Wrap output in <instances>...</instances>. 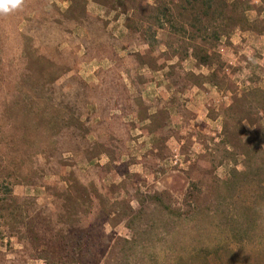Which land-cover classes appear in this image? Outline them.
Returning <instances> with one entry per match:
<instances>
[{
	"label": "rangeland",
	"instance_id": "1",
	"mask_svg": "<svg viewBox=\"0 0 264 264\" xmlns=\"http://www.w3.org/2000/svg\"><path fill=\"white\" fill-rule=\"evenodd\" d=\"M0 264H264V0L0 9Z\"/></svg>",
	"mask_w": 264,
	"mask_h": 264
},
{
	"label": "clouds",
	"instance_id": "2",
	"mask_svg": "<svg viewBox=\"0 0 264 264\" xmlns=\"http://www.w3.org/2000/svg\"><path fill=\"white\" fill-rule=\"evenodd\" d=\"M22 3V0H0V9L7 12L10 9H15L19 7Z\"/></svg>",
	"mask_w": 264,
	"mask_h": 264
}]
</instances>
